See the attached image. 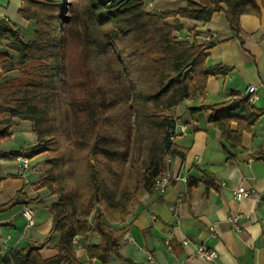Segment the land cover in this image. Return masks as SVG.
<instances>
[{
	"label": "trees",
	"instance_id": "obj_1",
	"mask_svg": "<svg viewBox=\"0 0 264 264\" xmlns=\"http://www.w3.org/2000/svg\"><path fill=\"white\" fill-rule=\"evenodd\" d=\"M215 12H223L239 33L240 15L260 16L261 7L257 0H187L184 8L149 13L143 0H115L110 6L103 0H21L18 15L35 23L31 40L0 20V46L6 48L0 51V76L16 72L0 81V142L18 121H30L34 144L11 155L47 153L35 188L56 196L44 239L7 252L0 248V264H82L73 238L94 235L98 241L86 244L85 264L112 259L136 264L120 254L124 231L117 234L104 216L125 221L141 195L154 192L152 183L168 170V157H184L172 142L175 119L169 111L203 96L208 78L231 68L207 65V43L174 33L180 18L207 22ZM169 17L174 24L166 22ZM95 53L101 57L97 74ZM198 111L209 113L208 121L229 148L237 147L242 132L264 114L238 92L190 109ZM202 173L205 181L213 180ZM41 203V197L19 190L0 204V214ZM54 234L58 252L43 258L40 251Z\"/></svg>",
	"mask_w": 264,
	"mask_h": 264
},
{
	"label": "crops",
	"instance_id": "obj_2",
	"mask_svg": "<svg viewBox=\"0 0 264 264\" xmlns=\"http://www.w3.org/2000/svg\"><path fill=\"white\" fill-rule=\"evenodd\" d=\"M143 2L149 13L175 11L187 5V0ZM257 2L261 15L241 14L239 33L231 30L223 12L213 13L207 22L179 19L181 27L174 33L178 39L191 41L196 38L201 42L203 35H209L206 64H222L231 70L225 75L210 76L203 96L185 100L169 111L175 119L172 142L184 157H168V170L172 176L178 174L181 179L173 180L162 193H143L123 222L104 216L117 234L124 231L123 237L128 239L122 238L120 254L136 264H264V159L259 157L264 153V114L250 131L242 132L237 147L229 148L221 140L219 130L208 121V112H190L201 105L226 101L232 92L244 95L247 86L255 87L256 98L250 104L264 109V8L259 0ZM20 7L21 0H0V20L15 25L25 39L31 40L35 23L18 15ZM166 22L174 24L175 18L169 17ZM5 50L4 45L0 46V51ZM10 53L15 56L14 52ZM15 75V71L2 73L0 81ZM20 123L18 121L11 128L9 138L14 130L21 129L12 130ZM236 127V122H231V130ZM30 131V142L4 147L0 144V152L4 154L0 155V204L10 200L19 190L29 198L39 196L46 203L17 205L0 214V248L3 252L28 241L41 242L51 227L49 205L56 196L49 195L44 188H35L48 154L29 158L30 166L24 172L18 169L15 155H11L34 144L33 125ZM229 153L233 154L230 160L227 159ZM202 171L213 180L202 179ZM238 187L248 189L249 195L237 200L233 192ZM24 208L33 211L31 227L25 225ZM235 214L241 216L237 221L238 230L227 221ZM58 237L54 234L49 245L41 249L43 258L57 254L54 245ZM97 241L96 235L77 237L75 255L82 264L86 263V244ZM201 244L215 251L213 260L196 254L195 249ZM92 264L99 263L93 260ZM108 264L126 263L112 259Z\"/></svg>",
	"mask_w": 264,
	"mask_h": 264
},
{
	"label": "built area",
	"instance_id": "obj_3",
	"mask_svg": "<svg viewBox=\"0 0 264 264\" xmlns=\"http://www.w3.org/2000/svg\"><path fill=\"white\" fill-rule=\"evenodd\" d=\"M115 0H103L104 4L106 6H110L113 4ZM211 37L209 35H203L201 37V42L208 43L210 41ZM255 87L254 86H247L245 90L244 96H247L249 102L254 101L256 98V95L254 94ZM17 160V167L21 172H24L27 168L30 166V159L28 157L18 155L16 157ZM168 161V159H167ZM181 179L178 174L175 176H172L169 170H166V172L161 176L156 178L152 183V188L154 191L162 193L166 190V188L171 184L173 180ZM182 180H185V178H182ZM249 190L244 187H238L236 190H234L233 195L237 200H241L242 198H245L249 195ZM22 214L25 217L26 221V227H31L34 224V214L33 211L29 208H24L22 210ZM240 214H235L232 216H229L227 218V221H229L233 228L238 230L239 226L237 224V221L240 219ZM77 237L73 238V242H75ZM128 238L126 236L123 237V240H127ZM166 244L168 246V241H166ZM195 252L197 255L205 258L206 260H213L216 257V253L214 250L207 248L203 244L198 245L195 249ZM150 259V257H149Z\"/></svg>",
	"mask_w": 264,
	"mask_h": 264
},
{
	"label": "rangeland",
	"instance_id": "obj_4",
	"mask_svg": "<svg viewBox=\"0 0 264 264\" xmlns=\"http://www.w3.org/2000/svg\"><path fill=\"white\" fill-rule=\"evenodd\" d=\"M262 8H264V7H262ZM23 32H25V30H23ZM100 61H101V57L99 55H97V53H95L94 56H93L92 65H93L94 72L96 74H97V71H98L99 66H100ZM31 127H32V123L30 121L21 120L20 125L18 127H14L12 130L17 129V128H21V129L14 130L12 138L11 137L10 138L7 137V138L3 139L0 142V144L4 147V146H8V145H10L12 143H16V144L19 143V145H22V143L24 141H29L30 142L31 141V136H30V134H31L30 128ZM91 163H92V160H91ZM52 196H55V195H52ZM43 201L46 203L45 200H43Z\"/></svg>",
	"mask_w": 264,
	"mask_h": 264
}]
</instances>
